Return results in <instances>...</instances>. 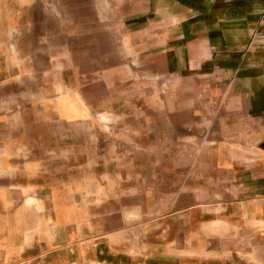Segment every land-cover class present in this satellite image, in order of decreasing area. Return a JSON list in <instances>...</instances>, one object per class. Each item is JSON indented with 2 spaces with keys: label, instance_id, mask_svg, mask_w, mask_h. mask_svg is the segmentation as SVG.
<instances>
[{
  "label": "rangeland",
  "instance_id": "374dc122",
  "mask_svg": "<svg viewBox=\"0 0 264 264\" xmlns=\"http://www.w3.org/2000/svg\"><path fill=\"white\" fill-rule=\"evenodd\" d=\"M234 142L264 151V0H0V264H264Z\"/></svg>",
  "mask_w": 264,
  "mask_h": 264
},
{
  "label": "crops",
  "instance_id": "0c3cea01",
  "mask_svg": "<svg viewBox=\"0 0 264 264\" xmlns=\"http://www.w3.org/2000/svg\"><path fill=\"white\" fill-rule=\"evenodd\" d=\"M222 143V142H221ZM212 144V142H210ZM235 146L230 147L227 150H219L215 155H213L215 166L218 168L216 171L222 175L225 170H234L237 169L247 161H250L251 164L257 163L261 157V154L264 156V151H261L260 149L257 151L249 152L244 155L238 150H241V147L237 146V143H233ZM220 145V144H219ZM219 149V146H218ZM254 154H256L254 156ZM251 205L250 208L247 209L246 216L250 218L247 220L248 223H251V227L253 229V232H257L260 229V225L262 228H264V198H253L250 201ZM238 204V202H237ZM244 207V206H243ZM248 207V206H247ZM244 210H242V213H237V216L243 217ZM223 223V222H221Z\"/></svg>",
  "mask_w": 264,
  "mask_h": 264
}]
</instances>
